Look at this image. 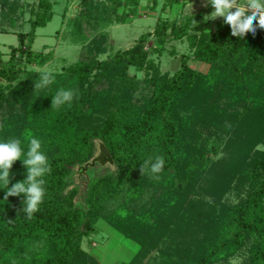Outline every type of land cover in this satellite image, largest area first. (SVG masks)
Listing matches in <instances>:
<instances>
[{
    "label": "trees",
    "instance_id": "obj_1",
    "mask_svg": "<svg viewBox=\"0 0 264 264\" xmlns=\"http://www.w3.org/2000/svg\"><path fill=\"white\" fill-rule=\"evenodd\" d=\"M23 1L0 0V14L8 15V9ZM110 2L112 10L105 0H85L82 14L106 30L108 24L126 23L139 13L140 0ZM187 2L164 0L163 11L176 4L182 7L175 18H159L153 30L108 58L100 59L98 54L104 50L94 49L88 59L52 71L55 82L43 89L33 90L42 70L28 66L45 64L51 56L34 50L32 43L36 30L52 20L55 1L37 0L30 29L16 33L19 45L11 47L8 58L0 51V141L20 138L26 151L27 136L40 139L52 169L45 177L47 194L31 220L20 211L23 195L4 201L6 190L0 184V264H102L83 248L84 238L100 232V220L141 243L138 235L156 211L150 214L143 204L135 211L132 206L151 184H168L166 194L183 187L181 153L189 146L193 125L183 110L192 104L198 107L203 100L213 105L220 85L229 104H250L253 148L232 173L234 188L245 187L247 193L222 217V232L195 258V264L227 258L250 238L249 257L240 264H264V148L257 147L264 145V29L257 27L254 36L234 37L224 18L209 29L211 20L205 22L204 16L214 10L212 6L185 13ZM158 5L159 0H147L149 10ZM193 19L198 25H193ZM151 37L161 47L171 40L188 41L190 50L181 54L177 70H162L147 46ZM190 60L208 63L209 70L192 67ZM131 67L147 76L130 74ZM21 73L26 78L18 81ZM59 88H76L79 98L70 106L51 109V96ZM97 109L106 111L103 120L96 127L81 128ZM94 139L101 140V147L91 164L108 165L95 174L88 171L96 152ZM155 155L165 159L160 179L147 172L142 177V162ZM76 173L85 184L75 181ZM25 178L26 169L17 160L8 187ZM109 201L115 202L113 207Z\"/></svg>",
    "mask_w": 264,
    "mask_h": 264
},
{
    "label": "rangeland",
    "instance_id": "obj_2",
    "mask_svg": "<svg viewBox=\"0 0 264 264\" xmlns=\"http://www.w3.org/2000/svg\"><path fill=\"white\" fill-rule=\"evenodd\" d=\"M36 1L15 3L14 9L7 10L8 15L0 14V51L3 58L9 57L12 46L19 45L17 31L30 29L29 21L34 17ZM53 1L56 3L55 14L46 26L36 30L32 43L34 50L51 56L45 64L34 63L28 69L62 71L81 58L88 59L95 53L94 49L96 52L104 50L98 54L100 59L108 58L115 50L130 47L142 33L153 30L159 18H175L182 9L176 4L163 11L164 0H159L156 10H149L147 0H140L138 15L131 16L126 23L108 24L103 30L104 27H98L96 22L82 14L85 0ZM105 3L112 10L114 4L110 0H105ZM207 6L208 0H188L183 12L195 13ZM122 9V6L117 8V12L121 13ZM218 19L223 17L211 20L208 28L215 27ZM104 32L105 40L102 37ZM147 46L151 55L161 63L162 70L171 72L180 67L181 54L190 50L186 39L171 40L161 47L151 37ZM190 65L203 72L210 67L205 62L194 60H190ZM130 74L140 79L147 76L145 71L134 67L130 68ZM25 78L26 73H21L18 81ZM221 86L213 105L208 106L203 100L198 107L192 104L191 108L183 110L191 116L193 123L188 135L189 146L181 153L186 175L183 187L166 194L168 184H151L144 189L137 205L132 206L135 211L140 209L141 204L150 214L152 210L156 211L138 235L141 243L125 237L108 222L100 220L98 225L104 229V237L84 238L83 248L86 251L92 246L103 250L111 247L116 255L127 259L117 264H195V258L218 238L223 230L222 217L247 193L245 187L234 188L232 173L244 164L253 148L250 104H229ZM105 114V110L97 109L89 120L81 123V128L96 127ZM93 142L96 152L88 162V171L95 174L104 171L108 165L102 166L99 161L91 164L101 147L100 139ZM257 147L264 148V145ZM75 181L82 183L83 177L76 173ZM114 203L109 201V207H113ZM251 243L252 238L246 239L235 253L211 264H240L248 259Z\"/></svg>",
    "mask_w": 264,
    "mask_h": 264
},
{
    "label": "clouds",
    "instance_id": "obj_3",
    "mask_svg": "<svg viewBox=\"0 0 264 264\" xmlns=\"http://www.w3.org/2000/svg\"><path fill=\"white\" fill-rule=\"evenodd\" d=\"M208 3L214 11L210 15H205L204 21L223 17L224 23L230 26L231 35L234 37L242 38L246 33H252L254 36L257 27L264 29V0H208ZM254 22L258 23L254 25ZM192 23L194 26L198 25L195 19ZM54 82L55 74L50 70H44L40 73L39 80L34 81L33 90L46 88ZM51 97V109L59 110L65 105L70 106L74 100L78 99L79 90L59 88ZM26 139V151L20 138L10 137L6 141H0V184L6 190L4 201H7L9 197L23 195V208L20 211H23L26 218L31 220L47 194L45 177L51 173L52 169L48 157L42 150V141L34 136H27ZM17 160L22 161L26 169V178L8 187L10 169ZM164 165L163 156H149L141 164V175L143 177L147 172L151 178L159 180V174L163 171Z\"/></svg>",
    "mask_w": 264,
    "mask_h": 264
},
{
    "label": "crops",
    "instance_id": "obj_4",
    "mask_svg": "<svg viewBox=\"0 0 264 264\" xmlns=\"http://www.w3.org/2000/svg\"><path fill=\"white\" fill-rule=\"evenodd\" d=\"M103 233H104V229L101 228L100 232L92 235L91 237H93V239H94V237L97 238V236L104 237L102 235ZM94 242L95 241H93V243ZM102 247H104V246H102ZM89 250L92 251L91 254L94 255L102 264H117L118 261H120V260H124V261L127 260L126 258H120L121 256L116 255L115 250L111 247L106 249V250H103V249H101V247L92 246V249H89ZM89 250H87V251L90 252Z\"/></svg>",
    "mask_w": 264,
    "mask_h": 264
}]
</instances>
